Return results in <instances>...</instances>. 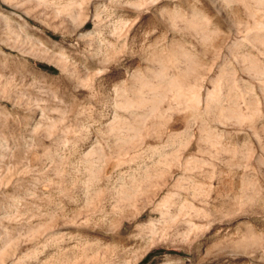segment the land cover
Wrapping results in <instances>:
<instances>
[{"label":"rangeland","instance_id":"obj_1","mask_svg":"<svg viewBox=\"0 0 264 264\" xmlns=\"http://www.w3.org/2000/svg\"><path fill=\"white\" fill-rule=\"evenodd\" d=\"M262 16L0 0V264H264Z\"/></svg>","mask_w":264,"mask_h":264},{"label":"bare ground","instance_id":"obj_2","mask_svg":"<svg viewBox=\"0 0 264 264\" xmlns=\"http://www.w3.org/2000/svg\"><path fill=\"white\" fill-rule=\"evenodd\" d=\"M260 15H261V14H260ZM257 21H258V20H257ZM260 22H261L262 25H264V16H262V17L260 18ZM262 32H263V31H262ZM262 32H261V33H262ZM262 42H263V41H262ZM250 60H251V58L249 59V63H251V61L253 62L254 59L251 60V61H250ZM247 62H248V61H247ZM255 64H256V63H255ZM258 65H259V64H258ZM248 67H249V66H248ZM252 67H253V66H252ZM253 68H254V67H253ZM250 73H251V72H250ZM263 80H264V79H263ZM263 83H264V81H263ZM245 101H246V100H245ZM246 103H247V102H246ZM246 105H247V104H246ZM248 111H249V110H248ZM263 111H264V110H263ZM259 112H260V111H259ZM257 134H258V133H257ZM259 136H260V135H259ZM263 139H264V138H263ZM261 145H262V144H261ZM263 148H264V142H263ZM263 151H264V150H263Z\"/></svg>","mask_w":264,"mask_h":264}]
</instances>
